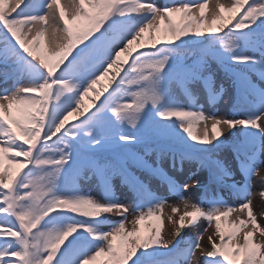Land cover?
Returning <instances> with one entry per match:
<instances>
[{
  "label": "snow or ice",
  "instance_id": "obj_1",
  "mask_svg": "<svg viewBox=\"0 0 264 264\" xmlns=\"http://www.w3.org/2000/svg\"><path fill=\"white\" fill-rule=\"evenodd\" d=\"M213 61L238 90L229 116L205 114L192 91L202 83L210 103L223 94ZM254 76L264 83V0L210 10L208 0H0V77L11 81L0 89V264H264L252 192L253 177L264 185V87ZM226 143L235 168L216 157ZM167 156L173 171L195 160L208 175L182 183L159 163ZM88 173L95 195L79 185ZM160 187L184 209L170 205V239ZM190 187L204 188L199 202L183 195Z\"/></svg>",
  "mask_w": 264,
  "mask_h": 264
},
{
  "label": "rangeland",
  "instance_id": "obj_2",
  "mask_svg": "<svg viewBox=\"0 0 264 264\" xmlns=\"http://www.w3.org/2000/svg\"><path fill=\"white\" fill-rule=\"evenodd\" d=\"M63 2H64V0H62V3ZM149 2H152V0H149ZM154 2L159 6L165 5V0H154ZM220 2L228 3L229 0H220ZM215 3H216V0H208L209 10L212 8V6ZM194 11H197V10L194 9ZM197 14H198V11H197ZM208 19L210 22L211 21L210 14H208ZM225 31H227V29H225ZM31 35H35V31H33L31 33ZM29 38H31V36H29ZM205 74L208 75V73H205ZM211 76L215 80V84H216L217 88H220V85L224 84V92L221 96H219V101L214 106H210L207 103V101H205V99L198 100V104L203 106V110H204L205 114L216 113L219 116L232 115L236 111V106L240 103V97H239L237 88L235 86H233L231 84V81L228 80V78L225 76L224 68L221 67L219 64H217L214 61L211 64ZM10 86H11V81H9L7 84H5L3 81V77H0V89H3L5 87H10ZM196 86H198L200 88V86L198 84H196ZM181 102H185V100L183 99L182 96H181ZM202 129H203V123H201L200 127L197 129L198 134L202 133ZM209 131H210V122H209ZM216 157L223 160L228 167L235 168V166L231 160L230 152L227 148L222 146L219 149V151L217 152ZM261 158L264 159V154L261 155ZM152 159H155V157H152ZM159 163L162 164V166L168 165L167 157L163 158L161 161H159ZM183 165H184L183 171H178V170L175 171V176H177V179L182 183L187 181L189 184H191L193 180L203 181L204 178L208 175L207 169L205 167H201L200 164L195 160H192V161L186 160ZM167 170H169V168H167ZM190 173H195V175H193L192 179L189 180L187 178H188ZM87 175L89 176V178L88 179H81L79 181V185L83 191H91V192H93V195H95L99 191L98 185L95 182V177H92L90 173H88ZM113 183L118 186L117 187V195L120 194V191L128 192L127 188L120 185V181L118 178L114 179ZM228 183H231V181L229 180ZM262 187H264V185H262L260 179L258 177H253V180H252V188H253V194H254L253 195V210H254V213L257 214V218H258L261 226H264V218H262L260 215L262 205H264V201H262V198L259 195V191L261 190ZM158 192L161 196H163L167 200V204L165 205L163 213H162L163 228L161 231V235L165 239H170L171 233L174 231V228H175V225L170 223L168 220V216L173 215L171 212L170 205H179L180 212L182 213L184 210L183 204L181 203V201L177 195L164 194V193L160 192L159 189H158ZM203 193H204V188H202V187H190L187 192L183 193V195L185 197L190 198L194 202H199V200L203 196ZM227 194L229 195V197L226 198L228 203H230V204L241 203V201L236 199L235 197H233L230 194V192H227ZM128 196H129V200H131L132 196H131L130 192H128ZM256 200L259 202V207L255 203ZM205 207H207V204H205ZM238 215H240V214L236 213V212L232 213L230 220H235ZM178 217H179V213L174 215L173 218L178 219ZM133 219H134V217L132 215H129L128 220L130 222L126 225V227L129 230H132L134 227V224L131 223V221H133ZM205 226H206V222L201 220L199 222L198 228H204ZM211 230L212 229H209V232ZM185 234H187V231H185ZM205 236H207V233L205 234ZM256 239L257 240L260 239L258 233L256 235ZM202 243H203V241H202Z\"/></svg>",
  "mask_w": 264,
  "mask_h": 264
},
{
  "label": "bare ground",
  "instance_id": "obj_3",
  "mask_svg": "<svg viewBox=\"0 0 264 264\" xmlns=\"http://www.w3.org/2000/svg\"><path fill=\"white\" fill-rule=\"evenodd\" d=\"M257 202H258V201L256 200L255 203H256V205L259 207V202H258V203H257ZM211 231H212V230H211ZM211 231H210V232H211ZM206 237H207V236H205V239L203 240V243H204V244H207V239H206Z\"/></svg>",
  "mask_w": 264,
  "mask_h": 264
}]
</instances>
